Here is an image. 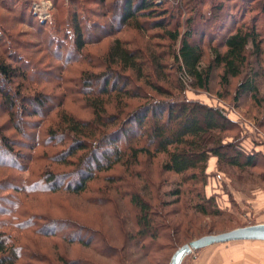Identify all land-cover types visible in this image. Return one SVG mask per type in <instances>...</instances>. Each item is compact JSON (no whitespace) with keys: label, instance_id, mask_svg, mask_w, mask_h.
Returning a JSON list of instances; mask_svg holds the SVG:
<instances>
[{"label":"rangeland","instance_id":"obj_1","mask_svg":"<svg viewBox=\"0 0 264 264\" xmlns=\"http://www.w3.org/2000/svg\"><path fill=\"white\" fill-rule=\"evenodd\" d=\"M157 1H163L162 9H168L163 14L164 24L175 30L180 23L182 35L191 28L192 41L205 48V59L209 58L212 38L215 44L219 42L221 23L222 30L229 28L227 31L237 23L264 29V0ZM18 2L15 12L0 3V22L4 26L0 27V53L26 75L11 85L0 76V235L17 250L20 258L16 264H65L62 259L71 264H171L175 251L194 239L260 223L263 217L256 214L253 203L257 197H264V73L258 81L262 101L258 104L249 94L236 98L239 83L250 76L248 70L227 88L221 84V70H216L210 88L198 89L187 74L176 71L178 63L170 56L165 72L170 77H181L185 86L174 98L223 110L239 124L225 133L223 141H238L247 153L256 154L253 166H246L245 156L241 157L244 169L210 158L207 186L200 184L198 190L215 196L218 215L205 216L192 208L200 200L188 193L193 184L184 183L190 174L162 170L164 156L156 160L144 156L141 165L130 171L117 165L97 174L82 193L65 187L56 192L47 189L45 179L50 174L57 175L53 179L64 185L80 181L78 158L87 153L81 151L67 162L59 159L72 142L65 138V144L59 146L60 139L54 142L49 138V130L61 122V113L69 112L82 121L92 120L94 111L86 101L88 92L95 91L91 97L98 94L107 72L125 76L131 73L116 67L108 70L105 56L113 41L119 38L130 50L148 54V50L163 53L170 40L163 36L162 28L155 27L156 18H142L141 31L118 25L120 16H114L120 12L119 0ZM36 2L49 8V19L40 17L39 7H34ZM76 10L88 41L82 51L72 29ZM208 17L213 20L207 26ZM203 31V38L208 33L206 39L201 37ZM250 59L255 61L254 56ZM96 76L101 79L97 81ZM137 82L157 95L144 82ZM6 93L16 96L13 109L6 106ZM39 99L44 102L42 107ZM7 143L13 153L6 150ZM228 150V156L235 155ZM147 180L152 184L150 189L146 187ZM177 189L180 196L174 194ZM136 193L152 204L153 213H163L172 225L159 240L137 238L140 212L131 200ZM145 243L153 246L150 253L142 249Z\"/></svg>","mask_w":264,"mask_h":264},{"label":"trees","instance_id":"obj_2","mask_svg":"<svg viewBox=\"0 0 264 264\" xmlns=\"http://www.w3.org/2000/svg\"><path fill=\"white\" fill-rule=\"evenodd\" d=\"M0 3L10 12H15L20 4L18 0H0ZM117 4L120 12L114 18L120 16L118 25L122 27L129 25L141 31L144 29L140 22L142 18H156L155 27L162 28L163 36L170 40L168 49L163 53L148 50L147 54L142 50H130L119 38L113 41L105 56L108 70L116 67L123 72L131 73L125 76L115 71L107 72L104 85L98 94L91 97L93 96L91 93L95 91L88 92L86 101L94 111L92 120L82 121L69 112L61 113V122H58L56 129L49 130V138L54 142L60 139L59 146L65 144L67 139L72 142L68 149L58 156L59 159L61 162H67V158L75 157L81 151L87 153H83L84 157L80 155L78 158L81 162L77 171L80 181L64 185L65 182L60 183L53 179L57 175L50 174L49 178L45 179V184L49 185L47 189L56 192L65 187L69 191L82 193L87 190L89 182L96 178L97 174L108 172L117 165H123L130 171L141 165V158L144 156L150 160L164 156L161 162L162 170L183 176L190 174L184 183L193 184L188 193L200 200L192 208L205 216L218 215L219 211L214 206L215 196H206L205 192L198 190L200 184L207 186L210 158L216 157L219 163H231L244 169L240 162L241 157L245 156L246 166H253L256 164L253 160L256 154L247 153L238 141L227 143L223 141L225 133L239 125L237 120L228 117L223 110L174 98L177 92H183L185 86L181 77L175 75L170 77L169 73L165 72L168 67L165 62L168 56L174 58L178 63L176 71L187 74L194 88L205 90L210 88L216 70H221V84L226 88L248 70L250 76L239 83L236 98L249 94L256 103L262 104L258 81L264 73L262 68L264 29H258L254 24L250 28L247 24L237 23L233 30L227 31L229 28L223 27L222 30L221 23L218 27L220 32L217 33L219 42L215 44L216 40L212 38L213 45L210 46L209 58L205 59L207 57L205 48L200 43L192 41L194 32L191 28L182 35L180 23L175 30L164 24L163 14H167L168 9H162L165 4L163 1L119 0ZM21 7L24 8L23 5ZM208 18H205L207 26L212 25L213 20ZM1 26L4 28L0 22ZM72 29L76 35L77 47L82 51L88 41L78 10L75 11ZM204 33L206 31L202 32L201 37ZM207 37L208 33L202 38ZM180 39L181 45L177 48L176 44ZM56 43L58 41H54V44ZM251 56L255 57V61H251ZM0 76L9 85L20 77L26 78L18 67L7 63L1 53ZM88 79L90 81V78ZM96 79L98 81L101 78L96 76ZM137 81L144 82L158 96L151 94ZM90 84L88 82L89 88ZM15 99L16 96L6 93L5 101L9 109L15 107ZM38 104L42 107L44 102L41 100ZM6 145L8 146L6 150L13 153L8 143ZM228 149H232L235 155L228 156L226 154ZM147 181L149 186L146 184V187L150 189L152 184L150 180ZM174 194L180 196L181 191L177 189ZM131 200L140 212L137 221L139 241L148 238L153 241L159 240L171 229L172 225L168 222L167 216L163 213H153L152 204L140 193L132 195ZM49 234L54 233L50 231ZM152 247L145 243L142 249L150 253ZM14 248L4 235H0V264H16L20 256ZM199 250L201 249L194 250L189 255L193 256L194 252ZM62 261L71 264L68 260Z\"/></svg>","mask_w":264,"mask_h":264},{"label":"crops","instance_id":"obj_3","mask_svg":"<svg viewBox=\"0 0 264 264\" xmlns=\"http://www.w3.org/2000/svg\"><path fill=\"white\" fill-rule=\"evenodd\" d=\"M253 205L256 214L263 217L258 222L264 223V197H257ZM181 264H264V241L234 240L213 244L193 256H185Z\"/></svg>","mask_w":264,"mask_h":264},{"label":"water","instance_id":"obj_4","mask_svg":"<svg viewBox=\"0 0 264 264\" xmlns=\"http://www.w3.org/2000/svg\"><path fill=\"white\" fill-rule=\"evenodd\" d=\"M234 240L264 241V223L241 226L218 234H208L194 239L176 251L173 255L171 264H181L183 258L194 250Z\"/></svg>","mask_w":264,"mask_h":264},{"label":"built area","instance_id":"obj_5","mask_svg":"<svg viewBox=\"0 0 264 264\" xmlns=\"http://www.w3.org/2000/svg\"><path fill=\"white\" fill-rule=\"evenodd\" d=\"M39 7L40 10V17L42 19H49L51 17V12L49 11V8L47 6H45L43 3L41 2H36L34 4V7Z\"/></svg>","mask_w":264,"mask_h":264}]
</instances>
